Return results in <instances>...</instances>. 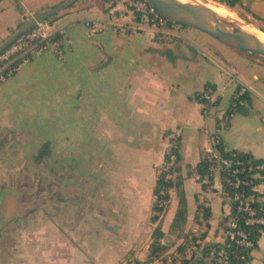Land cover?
<instances>
[{
  "label": "crops",
  "instance_id": "1",
  "mask_svg": "<svg viewBox=\"0 0 264 264\" xmlns=\"http://www.w3.org/2000/svg\"><path fill=\"white\" fill-rule=\"evenodd\" d=\"M65 1L0 0V45L30 18ZM112 2L126 31L111 27L88 37L86 21L105 18L111 1L78 0L53 18L72 40L62 43L63 58L52 50L29 55L0 84V143L9 140L5 129L55 128L56 185L61 187L60 198L50 205L0 215V264L127 259L196 264L199 248L224 240L223 221L232 210L221 176L208 182L196 171L215 147L214 139L226 150L264 161V58L186 26L173 41L152 38L131 28L133 14L125 0ZM237 7L264 20V0H242ZM209 86L218 102L205 114L199 94ZM241 87L247 96L237 99ZM233 106L229 122L222 124L221 116ZM173 135L180 137L177 175L187 201L176 225L177 187L169 190L159 221H152L155 187ZM48 143L46 138L42 145ZM4 204L0 199V209ZM201 206L210 208L208 220ZM158 225L167 248L149 259ZM182 244L187 248L180 252ZM251 255V264H264V232Z\"/></svg>",
  "mask_w": 264,
  "mask_h": 264
},
{
  "label": "built area",
  "instance_id": "2",
  "mask_svg": "<svg viewBox=\"0 0 264 264\" xmlns=\"http://www.w3.org/2000/svg\"><path fill=\"white\" fill-rule=\"evenodd\" d=\"M107 15L103 19L87 20L88 37L93 38L97 34L111 28L117 27L122 31L127 30V25L122 24L119 20L116 6L110 0ZM221 2L222 0H215ZM127 7L132 11L133 19L131 27L133 30H142L149 34L152 38H157L165 41H173L176 37L183 36L182 29L184 25L174 22L164 16L157 10L155 6L146 0H125ZM57 32L63 34L61 41H52ZM67 41L71 44L72 40L68 37L64 29H59L55 25V19L52 17L40 20L34 28L25 34L21 35L10 47L0 54V84L5 82L7 78L17 73L20 69V64H15L18 58L26 59V55L40 56L48 50H52L58 58H63L64 47L61 43ZM247 89L241 87L236 97L239 99ZM214 87H207L200 95V99L204 104V113L215 107L218 98L215 95ZM232 114L223 113L221 123L226 124ZM214 144L219 142L216 137ZM173 142L167 147L166 153L171 154ZM214 145V146H215ZM210 159L209 170L215 176L224 169L229 176V191L230 199L237 201V211L244 213L243 221L246 225L262 224L264 225V180L256 182L253 178L248 179L243 177L245 173H253V177H262L264 179V161L254 162L250 156L240 157L237 153H233V157L222 158L218 150L213 147L208 153ZM176 155L171 154L170 160L163 163L160 170L169 171L174 165ZM252 186L256 193H247L246 186ZM255 202L262 204L260 208L254 205ZM161 206L167 207L168 201H161ZM240 217H233L227 223L224 236L229 240L242 246L244 249L253 251L256 249V243L252 240L249 233L240 226ZM199 256H202L198 252ZM121 264H135L134 259H127ZM203 264H235L227 249H211L209 254L203 257Z\"/></svg>",
  "mask_w": 264,
  "mask_h": 264
},
{
  "label": "rangeland",
  "instance_id": "3",
  "mask_svg": "<svg viewBox=\"0 0 264 264\" xmlns=\"http://www.w3.org/2000/svg\"><path fill=\"white\" fill-rule=\"evenodd\" d=\"M195 1L223 4L229 7L215 0ZM231 9L235 12V19L238 18L244 22L264 27V20L246 13L241 8ZM229 23L234 26L239 25L235 21H229ZM250 28L252 29V27ZM187 29L195 28L187 27ZM4 133L5 136H10L9 140L5 141L1 138L3 142L0 143V199L5 203L0 209V215L8 218L19 214L20 210L21 213L23 211L31 213L38 210L39 206H45L49 201L60 198L61 187L56 185L55 174L56 168L59 166L55 158V128H33L30 133L18 129H5ZM46 138L49 139V143L46 150L42 149V159L39 160L40 147L43 146L42 142ZM47 150L49 154L45 156ZM14 188H16L15 192H13ZM22 203L26 204L24 208L19 207Z\"/></svg>",
  "mask_w": 264,
  "mask_h": 264
},
{
  "label": "trees",
  "instance_id": "4",
  "mask_svg": "<svg viewBox=\"0 0 264 264\" xmlns=\"http://www.w3.org/2000/svg\"><path fill=\"white\" fill-rule=\"evenodd\" d=\"M221 2L228 5L229 7L233 8L237 4H241L242 0H222ZM57 16H59V14L51 16V17L57 18ZM62 38H63V34L60 32H57L56 35L54 36V38L52 39V41H61ZM61 45H62V43H61ZM28 56L29 55H26L25 58H27ZM21 62H23V58H18L15 61V64L17 65V64H20ZM246 92L243 95H241V97L239 99L245 98L247 96ZM200 95L201 94H199V98H200ZM233 111H234V106L231 107L230 109H228L226 111V113L232 114ZM167 134H169V133H167ZM171 141L173 142V145L171 147V154L176 155V160H175L174 165L171 167V169L169 171L160 170V172H159L157 184L155 187L156 199H155V202L153 205L154 215L152 217V221L155 223L157 221H159V219L161 218V216L163 215V213L165 212V209H166L165 207L160 205L161 201H168L169 202V199H170L169 190L173 187H177L180 189L179 190V196H180L179 206L180 207L177 210V213L175 216L174 224L176 225V223L178 221H180V219L186 213L187 201H186L185 192L182 189V178L179 175H177V173L180 172V170H181L180 163L183 159L182 153L180 150V147H181L180 137L173 135V136H171ZM47 146H48V144L43 146V148H46ZM215 148L218 150V152L220 153L222 158H230V157H233L232 156L233 153H237V155L240 157L250 156L255 163L259 162V161H263L261 159L255 158L253 155H251L249 153H242V152H239L236 150H226L223 147L221 141H219L215 145ZM171 154L166 153L164 162L170 160ZM210 163L211 162L209 159V155L206 154V155H204V157L202 158L200 163L197 165L196 171L200 174L201 180L206 179V180H208V182H212L213 179L215 178V175L212 174L209 170ZM219 175L221 176L222 183H223L225 190L229 194V191L231 192V188H229L230 185H229L228 173L224 169H221ZM243 177H247L248 179L253 178V180H255V183L264 180L262 177H253V173H245L243 175ZM206 185L207 184L205 183L204 186L206 187ZM246 192L248 194L249 193H256L253 191L251 185L246 186ZM231 202H232L231 213L223 221L224 231H225V228H227V223L229 222V220L233 217L238 216L242 219L240 221L241 228H243L245 231H247L249 233L250 237L256 243V247H257L258 246V240H259L261 234L264 232V225H262V224L246 225L243 221L244 213L237 211V206H238L237 201L231 200ZM254 205H256L258 208H260V206L262 204H260L259 202H255ZM199 208H202L204 218H206L208 220L211 216L210 208H206V207H202V206ZM163 237H164V232H163L161 226H159V225L156 226L153 230V233H152L153 240H152V243L150 246L149 259L158 258L165 252L167 247L162 242ZM201 238H203V235ZM186 248H187V246L182 244L177 249H178V251L183 252ZM213 248H215V249H221V248L227 249L235 264H251V260H252L251 252L252 251H250L248 249H244L242 246H239L235 242L229 240L228 238H225V236H224V240L222 242L208 243V244H205L204 246H202V248H199L198 252L201 253L202 256L198 255V258L196 260V264H203V257L207 256L209 254V252L211 251V249H213ZM193 256H195V255H193ZM185 262H186V264H188L189 260H185ZM135 264H143V263H141L140 261H135Z\"/></svg>",
  "mask_w": 264,
  "mask_h": 264
},
{
  "label": "water",
  "instance_id": "5",
  "mask_svg": "<svg viewBox=\"0 0 264 264\" xmlns=\"http://www.w3.org/2000/svg\"><path fill=\"white\" fill-rule=\"evenodd\" d=\"M78 0H67L30 18L13 36L0 45V54L10 47L21 35L35 27L38 21L57 15ZM168 19L186 27L201 30L225 45L240 51H247L264 58V40L246 31L243 23L256 26L264 32V27L232 17H224L214 11L207 3L182 0H146ZM229 21L239 25L234 26Z\"/></svg>",
  "mask_w": 264,
  "mask_h": 264
},
{
  "label": "bare ground",
  "instance_id": "6",
  "mask_svg": "<svg viewBox=\"0 0 264 264\" xmlns=\"http://www.w3.org/2000/svg\"><path fill=\"white\" fill-rule=\"evenodd\" d=\"M182 1H188V0H182ZM208 5L221 16L232 17V18L236 17L235 16V12L232 9H230V8L224 6V5H221V4H208ZM245 24H247V23H243L242 27L246 31H248V32L256 35L258 38L264 40V32L263 31H261L260 29H258L254 25L247 24L248 26L252 27V29H251L250 27L246 26Z\"/></svg>",
  "mask_w": 264,
  "mask_h": 264
}]
</instances>
